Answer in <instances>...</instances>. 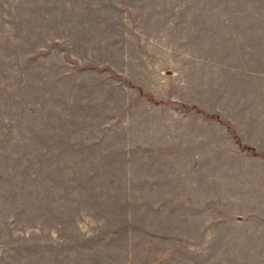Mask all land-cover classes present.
I'll use <instances>...</instances> for the list:
<instances>
[{
	"label": "rangeland",
	"instance_id": "rangeland-1",
	"mask_svg": "<svg viewBox=\"0 0 264 264\" xmlns=\"http://www.w3.org/2000/svg\"><path fill=\"white\" fill-rule=\"evenodd\" d=\"M0 264H264V0H0Z\"/></svg>",
	"mask_w": 264,
	"mask_h": 264
}]
</instances>
